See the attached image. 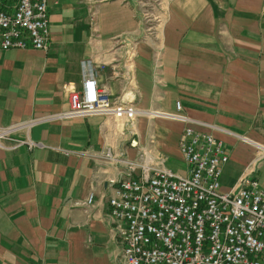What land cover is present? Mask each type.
<instances>
[{
    "label": "crops",
    "instance_id": "1",
    "mask_svg": "<svg viewBox=\"0 0 264 264\" xmlns=\"http://www.w3.org/2000/svg\"><path fill=\"white\" fill-rule=\"evenodd\" d=\"M160 1L145 21L131 0H46L47 50L0 51V127L64 112L69 89L91 96L86 79L137 111L38 123L17 134L31 150L0 148V264H114L121 160L145 152L185 175V125L224 144L221 192L244 176L264 192V0Z\"/></svg>",
    "mask_w": 264,
    "mask_h": 264
},
{
    "label": "built area",
    "instance_id": "2",
    "mask_svg": "<svg viewBox=\"0 0 264 264\" xmlns=\"http://www.w3.org/2000/svg\"><path fill=\"white\" fill-rule=\"evenodd\" d=\"M48 45L46 0H0V51H46ZM84 82L91 96L69 89L64 112L0 127V148L31 150L35 144L17 134L38 123L90 116L129 122L137 114L95 80ZM174 107L180 110L178 102ZM159 115L189 122L178 113ZM177 147L185 175L145 152L121 160L123 170L106 200V220L118 245L114 264H264V192L256 178L241 177L221 192L218 179L227 161L222 141L185 125ZM91 202L88 194L83 205Z\"/></svg>",
    "mask_w": 264,
    "mask_h": 264
},
{
    "label": "rangeland",
    "instance_id": "3",
    "mask_svg": "<svg viewBox=\"0 0 264 264\" xmlns=\"http://www.w3.org/2000/svg\"><path fill=\"white\" fill-rule=\"evenodd\" d=\"M138 8L145 21L157 19L161 17V1L160 0H131Z\"/></svg>",
    "mask_w": 264,
    "mask_h": 264
}]
</instances>
